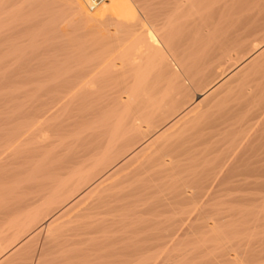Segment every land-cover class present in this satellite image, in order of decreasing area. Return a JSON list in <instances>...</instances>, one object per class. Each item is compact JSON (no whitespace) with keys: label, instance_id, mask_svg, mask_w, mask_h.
Instances as JSON below:
<instances>
[{"label":"bare ground","instance_id":"obj_1","mask_svg":"<svg viewBox=\"0 0 264 264\" xmlns=\"http://www.w3.org/2000/svg\"><path fill=\"white\" fill-rule=\"evenodd\" d=\"M26 2L28 3L26 4L25 8L27 7L28 10L33 12L31 18L29 16V19H30L29 21L32 20L33 22L37 23L38 26H40L41 28V29L37 28L39 30H42V28L44 29L45 28L44 26L47 25L48 21H50L49 16L47 17L48 14L50 15V13L52 12L51 13L52 16H50V18H54V16H56L55 14H53V12L56 11L55 10L56 6L62 3L64 4L65 7H67L66 11H68V13L72 16V19H73L72 21H74L76 24H79L80 26L82 25L83 26V27L81 26L82 29L85 28V34H88V32L86 31L90 29V32L92 31L93 33H96V34H93L97 36L95 40L97 39L100 41L104 40L105 42L109 41L110 43H114L115 46L112 47L107 52H103L97 56L94 55L95 56L94 58H92L91 55L93 53L91 52L95 50H92L90 48L92 50L90 52V57L92 59L87 58L86 61L85 59H83L84 62L83 60L80 61L81 59L80 60L78 59L79 60L78 62L79 63L81 62L82 64L81 63L79 64L78 62H77L78 64L76 63L77 59L73 55V52L72 54H70V56L72 55L71 57L68 56L69 53L67 54L68 57L66 58H64L63 56H60L63 58V61H62V58H61V61L60 59L57 60L59 61L60 65H58L57 62L53 60L55 62L53 66L57 64L58 67L64 66L63 64L65 62L64 61L65 59H67L66 61H68V58H71L72 60L71 59L69 60H71L72 62L69 61V66L67 62V65H65L67 67L65 66L63 68L60 67V69H62L61 71L56 66L55 72L56 73L59 72L58 73L59 76H57L58 74L57 75L54 74V76L57 78L53 80L54 83L53 81L51 82L52 85L48 83L50 85L49 86L47 85V83H45L47 87L49 86L47 90L49 89L48 93L50 94V96H51V92H53L56 95L51 96L53 97L51 99L49 98L50 97L49 94H48L49 97H47V95L45 94V96L51 100L48 101V103H45V105L43 106L44 107L43 110L41 109L42 111H40L39 107L36 106V108H38L39 109L38 111L40 112L37 113V111L35 110L36 108H35L34 110L36 111L37 116L36 114L30 115V116H34L36 118L35 119L33 117V119H35V120L32 119L33 121H36L38 120V118H40V119H43L41 123L42 122L44 123L45 120H47L48 118L50 119L51 117L56 115V113H59V111H60V115L64 114L63 112L65 110L64 109H63L64 111L61 110L63 106L65 107L66 105H68L70 109V107L73 106L74 104L75 105L74 110H73L74 112L69 113L70 110L68 112L65 111V114H66L65 120L64 121L61 120L62 122L55 124V125L54 124L49 125L51 127H49L45 123L46 126L44 125L45 127L44 126L43 127L47 129L46 127L48 126L49 130L47 129V131H49L50 135H52L51 138H53L54 136L56 138L60 137L59 140H55L56 138L54 137L53 141H49L50 139H49L48 134L47 136L41 135L42 133L44 134V132L40 134L41 135L39 136L40 138L37 136L38 141H36V143H39L40 145L39 150L41 151L43 149L44 153L43 154L42 152L40 153V155L42 156L37 154L39 157L38 159H36V161L37 160L38 161L34 164V166L32 167L30 166L29 168L30 171L29 170L25 171L27 173L26 175L27 177L25 176V179L23 178L24 180L21 179L22 181H20V179L18 180V182L16 181L17 184L12 188L10 187L11 189L5 195H3V199L2 201H0V236H3V238L9 236V238H7L8 240L6 241L7 243L5 242V244H8V241L9 240L10 241L7 247L4 245V243L0 244V250L2 249L1 245L2 247L4 245L6 249L9 246L17 245L20 242L19 240L21 239V236L23 237L24 235H26V233L28 234V232L32 231L33 227L36 226L37 220L39 222V219L43 218L42 217L43 213H45V216H44L45 218L43 219H46V221L48 220L47 225H48V229L50 230L52 229V227L54 228V225L56 224L58 225L57 222H59L63 217H64L63 219H66L65 217L70 215L69 218L72 216L74 218L75 217L77 218L78 222L77 220H72V218H70L72 221L77 222V224L74 227L72 226L73 228L68 226L67 223L63 224V225L66 224V226H68L67 228L68 232L71 231L68 236L69 239L67 238L68 232L66 231L65 232L67 234H65L64 232L63 233L60 232L62 230L58 232L59 234L60 233L65 234L62 236L60 235L63 238L59 237V235L58 236H56V234L54 235L58 237L59 239L61 238L60 240H57L58 242L59 241L64 242L65 241L64 238H66L68 239L66 240L68 242V243L66 242L67 245L68 244L71 245L74 243V241H75L74 244H77L76 241H78L79 239H77L76 237L82 238L81 240L84 239L82 241L84 243V241L87 240L86 239L87 237L89 239L91 238L90 240H92L93 237H90L91 235L96 236V234L98 235V233L102 235L101 232H103L104 230L103 228L106 225L111 226V224L112 225L116 224V227L118 228L120 226V222L124 224L126 220L130 221L129 218L134 217V214L136 215V213H138V212L135 213V211L138 210L140 212V210L142 209L141 207L139 210L137 209V207L141 205L142 206L148 205L149 203L148 201L149 200L151 201L152 198H153L152 202L154 203L156 200L154 199L155 198L154 196H156L157 193H159L160 191L166 188H167L166 190H169L170 188H172L173 189L172 191L173 192L175 191L174 198H176L179 202H182V204L183 202H185V204L190 206L191 209L193 210V212H191L193 216H195L194 215V211H195L197 214L196 216L198 217L199 215H203V213H205V211L202 212L200 210L201 204L199 207L198 203L199 202L208 203L209 201L211 202V201L216 200L215 197L217 195L215 193L218 192L219 190L231 189V188L236 187V190L242 191L243 190L242 187H244V191H245L246 190L245 187H246V188H249V191H250V188H251L250 186L253 187L254 184L258 190L264 187V181L262 180L257 181L259 178L264 179L263 176L260 177V174L264 173V128H263V125L262 127L259 128V129L263 128L262 131L258 130L260 132L257 133L256 135L257 139H256V136L254 138L255 141L257 140L258 142L256 141L257 143L251 146V149H245L244 147L243 148L236 147V148H231V150L228 151V148H229L228 147L226 149L227 150L226 153L223 154V150H222L223 148H222L221 149L222 151L220 150V152L218 151L216 153L217 156L212 154L213 152L215 154L216 148L214 150H212L213 148L211 149V144L213 142V139L214 137L216 138L215 136L216 134L214 133L212 135L211 132L213 133V131H215L214 130L215 128L216 130L218 129L216 126H219V125L222 126V124L226 125V123L227 122L229 123V121L232 120L235 116L239 118L238 116L239 114L244 117L243 120H246L247 118H248L247 120H249V117L250 116L252 117L251 110H250L252 109L251 107H253V109H257L255 107H259L260 111H262V107H264V95L260 93V90L262 88L264 89V86L260 90H258L259 93L258 91L255 92L253 91L255 90L253 88H254V85L256 84H254V82L251 81L253 77H255L256 81L258 80L257 77L254 76L255 75L254 73L257 71L256 67H258V69L260 67L257 65V63L261 64L259 62L264 60V0H107L106 2L101 4L96 9L92 10V12H90V10L86 8V5L83 3L82 0H33V1L27 0ZM12 15L13 13L11 14V16ZM63 16L64 14L60 16L61 18L59 17V20H62ZM12 17L15 18L17 16L14 15ZM27 21H28V18H27ZM0 24H1V21H0ZM25 26H28V25L26 24ZM50 26H52V24ZM111 26L112 27L116 26L117 29L110 33L108 32V34L106 35L105 32L108 31ZM34 27H37V26H34ZM52 27H55V26H52ZM62 27L64 26L62 25ZM25 28L26 27L22 29L24 31L30 30V28L29 29H25ZM39 30H36V31L38 32ZM45 31L47 32L48 30H45ZM60 31H57L59 32L58 34H61ZM20 32L22 33V31ZM53 32L55 31H52V34H54ZM57 32H55V34ZM52 34H49V35H52ZM4 36H6L7 38V35H4ZM93 38H92V41H93ZM182 39H183V44L181 43ZM4 40H7V39L4 38ZM36 40L37 39H35V42ZM55 40L53 41L55 42ZM60 40H61V37H60ZM48 41H46V43H48ZM71 41H73V39ZM0 42L2 43L3 41H0ZM56 42H59V40H57ZM83 42H85L84 39H83ZM94 42H97V41H94ZM109 42L105 44L106 45L108 44L109 46L110 45ZM55 44L56 43H54V45ZM84 44L86 43H83V45ZM105 44L103 43V45ZM106 45L104 47H106ZM111 45L113 46V44ZM32 47L33 49L35 48L34 46ZM96 47H97V44H96ZM87 48H89L88 45H87ZM32 51H35V50H32ZM32 51L30 52L33 53ZM75 51H74V54L77 53ZM13 53L15 52H12V54ZM81 53L84 56V52H81ZM17 54L19 53L17 52ZM46 54L48 55V52ZM65 54L63 53V55ZM22 55L24 56L23 52H22ZM54 57L56 56L54 55ZM245 57H247V59ZM54 59H57V58H54ZM15 61L16 60H14V62ZM38 62L40 61L38 60ZM37 63L36 65L40 66ZM42 63L43 62H41V64ZM45 63H47V61ZM254 65H257V66L254 67ZM262 65H264L263 61H262L261 66ZM252 66L254 67L252 68L253 71L255 70L256 71L253 72L254 74L253 77H251L252 74L251 76H248V77H251L250 81L251 83L253 82L254 85L252 86L249 83L251 86L247 84V87L250 86L249 88H251V91H253L255 95L257 93L259 94V95L257 94V99L255 98V96L250 97V93L251 94L253 93L250 91L249 88L247 89L246 87V91H243V89L240 87L239 90L240 92L241 91L243 92V96L241 95L240 92H239L240 94L237 93V95L239 96L241 95L242 97H239V99H236V100L233 99L234 102L230 101V103H232L231 106L224 107L222 105L223 108L222 106H220L221 108L218 110L217 115H213L214 111L211 114L212 116L206 115L205 113L206 111L204 107H208V106L207 105L204 106L205 103L211 101V103L209 102V104H214V102L216 103L217 101L221 100L220 98H223L222 96L227 95L228 93L233 94L232 90L234 89V87H232V85H234L235 83L233 81L235 80L236 75H237L236 77L237 81L239 80L238 81L239 84L244 82V79H246V82H247L249 79H247L248 77L246 78V76L250 74V72L248 73V70L250 71V68ZM223 69L225 71L228 70L227 72H229V73H225L222 75V76H225L227 74L225 77L221 78V80H219L217 84H214V86H211L208 89H206L205 87V91L200 90L201 92L200 91L199 93L197 92V94L193 98H190V95L192 93H190L189 95V92H191L192 90H190L191 88L189 89V87L199 86L198 88H202L200 87L202 86L200 84L203 81H206V79L211 77V75L216 74V72L218 71L221 73V70ZM260 69L262 70V68ZM259 70L257 72H259ZM44 72L45 71H43V73ZM124 73L129 74L130 75L129 78ZM240 73H241V76H242V73L244 75L242 78L239 77L241 78L242 82H240V79H238V75ZM263 73H264V67H263L261 74L264 75ZM123 74L125 77H127V78L124 77L125 80L126 79L128 80H127V84L124 83L125 87L124 85H122L124 88L121 89L120 88L121 80L119 79L118 83L116 81H118L119 77L123 78ZM257 74L259 76V73ZM39 76L41 75L39 74ZM104 76H105V79L107 78L106 80H108V82L110 81L109 82L110 85L107 86L109 87V90L110 91L115 90V91L112 94L109 93L108 92L109 90L106 89L107 87H104L105 86L104 85L102 86V88H105L108 94L105 95L106 92L105 93L101 92V94L103 93L105 95V96H101L99 92L100 96L98 95L95 97V94L98 91H100L99 86L102 85V84L100 85V83L103 82L102 79H104L103 78ZM12 78H15V77H11V79ZM47 78L48 77H46V80ZM100 78H102L101 79L102 81H99L100 83L98 86L97 81ZM211 80H208V81H211ZM261 81L262 80L260 78V83H261L260 85H262L264 79L262 82ZM121 82H123V80ZM208 83H210L211 85V82H208ZM103 84L105 83L103 82ZM242 84L244 85V83ZM97 86L99 88H97ZM237 86L238 84L236 85L234 89V91L236 90V92L238 90ZM257 86L258 85H256V87ZM45 88L46 87H44L43 90H45ZM102 91H104V89ZM86 94L87 95L89 94V96H87ZM220 94L221 96L219 97ZM221 102L222 100L220 101V105H221ZM215 105H217V103ZM216 111L217 110H215V112ZM263 111L260 113L261 114L264 113ZM34 113L35 112L32 111V114ZM246 114L249 116H247V118L245 119L244 115ZM30 116L26 118L31 119ZM238 118L235 117V120L233 119V121H237L236 119ZM244 122H247V121H244ZM230 123L232 122L230 121ZM237 123L240 124L242 122L237 121ZM34 124L36 125V123ZM197 125L199 126L198 131H191L189 132V134L186 133L187 134L185 135L186 137L182 138V135L185 133L184 132L185 128L189 130V126L190 128H192ZM39 126L41 128L42 124L40 125L39 123L38 127ZM235 126L236 125H234V127ZM226 127L224 128L225 132L227 131L226 129L231 127V125L228 126V128ZM234 127H231L230 129ZM44 128H41V129H44ZM244 128H245V125H244ZM249 129H251V126ZM234 130L232 131L233 133H234ZM217 131H221V130L218 129ZM217 135L221 136L218 133ZM236 135L239 138V135L238 134ZM244 135L243 134L240 135L242 137L241 139H243L246 136ZM247 136L249 137L250 134L249 135L247 134ZM247 136H246V140L248 138ZM31 137L32 138L30 139H33L32 135ZM27 139H28L27 135L25 136V139L22 138L23 142H26V143L28 142L26 141ZM16 140L18 139H15V141ZM214 140L216 143L219 141V140L216 141L217 139H214ZM246 140L243 142H246ZM255 141H253V143ZM242 143L239 141L240 145ZM235 144L233 143L232 145L231 143L232 146H234ZM37 147H34V148L37 150ZM20 150H16V152L17 151L19 152ZM25 152H28V151L25 150ZM219 153L221 155H219ZM211 154L212 156H215V157H209V155ZM21 156L23 155H20V157ZM114 158L115 159L117 158V160L119 159V161L116 164L114 162L115 165H113L112 164L113 162L111 161V160L114 161ZM199 162L201 163L202 165L201 168L203 169L199 171L201 173L197 174V178L196 177L192 178L194 176H192L193 174L191 175V172H192L191 169H193V172H194V168L197 166ZM238 164H239L238 166L239 168H240V165L246 166L247 168L246 167L245 169L241 168L242 170H240L236 168L237 167L236 165ZM189 169L191 170V172ZM196 169H195V172H196ZM184 172L185 174L188 172L186 175L188 176L190 174V176H188V178H184L183 177V175H185ZM254 175L256 176L257 179H255V181L252 179L254 181L253 183L251 180H248V179ZM250 182L253 184L251 185ZM110 183H111V187H109L110 185L108 186V184ZM192 183H197L198 185L197 189H199V194L197 196L189 194L190 192L189 188H191L190 185H192ZM14 184L15 183H13V185ZM106 186L110 188L108 191L111 190L110 192L111 194H109V192H106L108 194H105V195L99 194L98 197L93 198V195H96L95 193L99 192V190L101 189H104V187ZM255 186L253 188H255ZM112 187L113 189L116 188V191L117 190L118 191L115 193H112L113 191H115V190L112 191ZM119 187H120V190L117 189ZM238 188H241L242 190ZM165 192L168 193L167 191L164 190V193L160 192L159 196L161 194H165ZM197 193L198 192H196V194ZM157 200L159 201V199ZM173 200L171 199V201ZM226 201L228 200L226 199ZM165 204L166 203H164V207H165ZM187 205L185 206H186V209L188 210ZM51 206L55 207V208L53 207L54 209L52 211L49 210ZM181 206L180 204L178 205V207H180V209L178 208L180 212L182 211ZM191 209L189 208L188 211L185 210L186 212L183 210L184 211V213L182 212L183 215L186 214L187 212H188L187 214L190 215L191 214L190 211H192ZM210 210H208L206 213L209 212L210 214L211 213L213 214L215 212L216 213L219 212L216 209H215L216 211H213V212L212 210L211 211ZM165 211L163 210L164 218H165V215L167 214L165 213ZM234 212H236V210ZM259 212L261 213V211ZM46 213L48 214L53 213V215L52 216L50 215L51 217L47 215L48 217H50L48 218L46 216ZM172 213L176 214V211L175 212L172 211L168 215H171ZM260 213H258L257 215H260ZM179 214L177 213L175 217L177 218ZM210 214H208V219H207L208 221L202 219L205 221L203 226L201 225L203 221H201V223L199 224L200 227H203L202 230H204L205 233L204 231L202 232L200 228L199 230L201 232H198V233H201V234L204 233L202 234L204 235L203 237L208 236V233H210L211 234L210 239L213 238L215 240H218V237L220 238L225 233L228 234L227 233L228 230L225 228L226 232L224 230L221 231L220 233H222V235L219 236L218 233L221 228L218 227L219 228L218 230L217 225H216L218 224V221H217L218 217H216L217 219H215L216 215L214 216L213 214L214 216L213 218L211 217L212 214L211 215ZM155 215H158L157 212ZM155 215L152 217H155ZM185 216L186 215H184L183 218L179 217V220H177L178 221L177 223L169 222L166 224L168 225L173 224L172 225L173 230H175V228L179 226L177 232L180 231L181 234H184V232H187L185 231V228L189 229L188 227H191V226L193 227V225H195L194 227L196 228V230H194V227L192 230L197 231L198 228L196 226L198 225L196 224L198 223L192 224L193 222H195V220L193 221V216H192V220L189 219L191 217L187 219V217L185 218ZM167 218L169 219L170 216L166 217L165 219ZM171 218L170 220L175 221L173 218L172 219ZM143 219L144 218H141L140 221L138 222L141 224L142 223L141 220ZM184 220H188L186 221V223L189 222L190 226H184L186 224ZM189 220L192 222H190ZM229 221H230V218H229ZM145 222L147 225L145 226L146 228L144 229L143 232L147 233V235H145L146 233L144 235L147 236L150 240L144 236L145 239L147 240H145L144 238L140 239V241L143 239L145 241L141 242L142 244L139 241L140 244L138 245H141V246L140 247L138 246L137 248L134 247V250H137L139 248L138 250H143L145 253L146 251H149L152 248H161L162 249V250L160 249L161 251L165 250V252H168L169 250L168 247L170 246V245L168 246L169 233L167 236L165 232H167L168 230H171L172 228L166 231L167 225L165 226V224H163L164 223L163 217H161V219H158L156 217L155 219L151 221L150 219H148V220H145ZM174 224L175 225L178 224V225H176L175 227ZM62 226L60 227L62 228ZM113 226L115 227V225ZM69 227H70V230H69ZM121 227H122V224H121ZM110 228L106 226L105 230L108 231ZM112 229H110L111 233L116 230L114 229V231H112ZM135 229H137L136 226H135ZM190 229H189V232L191 234L192 230L190 231ZM216 229L218 231H216ZM141 230L143 229L139 228L138 232ZM230 230L231 229H229V231ZM40 231H41V228H38L36 229V231H34L35 234L34 233L33 234L37 235L40 233ZM215 231L217 235L212 236V234H216L214 233ZM50 232H49V236L47 237H49V239L52 240V238H55V237H52L53 236L51 235L52 232L51 233ZM55 233H57V231ZM33 234L31 233L30 235L34 236ZM53 234H54V231H53ZM148 234L150 235L148 236ZM103 235L105 234L103 233ZM194 235H196V233ZM50 236L52 238H50ZM99 236H97V238H99ZM70 237L71 239L74 238L73 239L74 241L70 242L71 241ZM200 238L202 240V237ZM153 241H156V242L158 241L159 243L156 244V243H153ZM170 241H171V237H170ZM58 242H55V243L59 245ZM137 242L135 243V245H137ZM0 243H1V240H0ZM47 243L48 241L43 243V245L46 246ZM191 243H194V242H191ZM25 244L26 242L22 244L23 246L21 247L22 248L25 247ZM35 244H31V245H35ZM49 244L50 245L52 244V246L55 247L53 242ZM87 244L91 245L88 242H86V245ZM20 245L18 244L16 248L18 246L20 247ZM48 245L47 247H50V245L49 246ZM58 245H56L57 248L55 247L53 249L52 247L53 251L56 250V252H58V249L61 248L60 246H63V247L66 246V244H64L65 246L63 244L60 246ZM26 246H29V244L28 245L26 244ZM5 247H4V250H5ZM171 247L173 246L171 245L170 248ZM45 248L43 250H45ZM102 248H103V245H102ZM194 248L196 249V246H194ZM78 249L79 247L77 248V250ZM4 250L0 251V255L2 254ZM64 250L67 251L65 248H63V250L61 248V250L57 253V255L59 254L60 256L61 255L63 256L62 254L63 252L61 253V251H64ZM70 250L73 251L72 253H74L75 251V249L74 250L70 249ZM45 251L39 254V257L36 259L37 262L35 261L36 264H40V261L43 259L42 254H44ZM96 251L97 250H95V252ZM191 251L192 250H190V252ZM110 252L112 253V251H109V253ZM27 253L28 252H26V254ZM69 253L70 252H68V255ZM97 253L99 254L100 252H97ZM114 253L115 252L113 251V255ZM122 254L123 253H121V256H125L124 254L123 255ZM129 254L131 255L130 252ZM64 255H67V253ZM113 255L111 256L112 257L111 259L114 260L112 263L111 262L109 263V261H107V258L108 259L110 258L109 256H107V258H104L102 256L103 258L102 257L101 258L105 259L107 261V264L108 263L109 264H153V263L155 264V262H153L155 260L151 257L152 256L151 254H149L150 256L149 255H145V257L143 256L144 257L143 259H139L137 257L138 260L132 259L134 255L132 257L128 255L132 260H137V261H131V259L130 260L128 258L125 259L124 257L120 259L118 254L117 255L115 254L116 257L115 255L114 256ZM51 256L52 255L48 257H51ZM93 256H94V259L97 258V257L95 258V255ZM32 257H34V254ZM125 257H127V255ZM166 258H168V256ZM51 259L54 261L52 257ZM74 259H77V258H72V260ZM52 260L47 261V263ZM160 261L162 262V260ZM10 262H8V264ZM42 264H45V262H42Z\"/></svg>","mask_w":264,"mask_h":264},{"label":"rangeland","instance_id":"obj_2","mask_svg":"<svg viewBox=\"0 0 264 264\" xmlns=\"http://www.w3.org/2000/svg\"><path fill=\"white\" fill-rule=\"evenodd\" d=\"M27 0H0V21H1V24H0V36L2 37H0V41H3L2 43L0 42V48L2 49V51H1V49H0V201H2V199H3V195H5L12 187H14L17 183H16V181L18 182V180L20 179V181H22V180H24L25 179V176L27 175V173L25 172V171H27V170H29L30 171V166L32 167V166H34V164L38 161H36V159H38V155L37 154H39L40 155V153L42 152V154L44 153L43 151V149L40 151L39 150V147H40V145H39V143H36V141H38L37 139H38V137L39 136H41V135H46L47 136V134L49 135V141H53L54 140V137L53 138H51L52 137V135H50V133H49V131H47V129H48V126L49 125H55V124H58V123H60V122H62V121H64L65 120V118H66V114H65V111L66 112H68L69 110L71 111H69V113H73L74 111V104H73V106H71L70 107V109H69V107H68V105H66L65 107L63 106V108H61V110H63L62 112L65 114H61L60 115V111H59V113H56V115H54L53 117H51L50 119L48 118H46L47 120H45V122L43 123H41V121H43V119H40V118H38V120H36V121H38V122H36V121H33V120H35L36 118L34 117V116H30V115H35L36 114V111H37V113L38 112H40V111H42L43 110V106L45 105V103H48V101H50L53 97H51V96H55L56 94H54L53 92H51V96H50V94L48 93L49 92V89L47 90V88H49V86L50 85H52V81L53 80H55L57 77H55L54 76V74L55 75H57L58 73H56L55 72V68H56V66H57V64L58 65H60L59 64V61H57L58 59H60V61H61V58L62 57H60V56H63L64 58H66V57H68V56H70V54H72V52H73V55L76 57V63L80 60V61H82L83 59H85V61H86V59L88 58V59H92V58H94L95 56H97V55H100L101 53H103V52H107L108 50H110L112 47H114L115 45H114V43H110L109 41H100V40H95L96 38H97V36L96 35H93V34H96V33H93L92 31L90 32V29H88V31H86V32H88V34H85V28H83L82 29V27L79 25V24H76L74 21H72L73 19H72V16L68 13V11H66L67 9V7H65L64 6V4H62V3H60V4H58V6H56V8H55V12H53V14H55L56 16H54V18H50V16H52L51 15V13H50V15L48 14L47 15V17L49 16V19H50V21H48L47 22V25L46 26H44L45 28H47V29H43L42 28V30H43V32H42V30H39V29H41L40 28V26H38V24L37 23H35V22H33L32 20L31 21H29L30 19H29V16H30V18H31V16H32V14H33V12L32 11H30V10H28L27 9V7L25 8V6H26V4L29 2H26ZM33 1V0H32ZM31 2V1H30ZM20 3V4H19ZM18 5V6H17ZM17 6V7H16ZM133 7V6H132ZM26 10V11H25ZM28 10V11H27ZM30 11V12H29ZM16 12V13H15ZM28 12V13H27ZM90 12H92V11H90ZM13 13V15L12 16H17V17H15V18H13L12 16H11V14ZM15 13V14H14ZM62 14H64V16L62 17L63 19L62 20H59V17L60 16H62ZM8 15V16H7ZM83 15V14H82ZM81 15V16H82ZM3 16H4V18H3ZM9 18V19H8ZM11 18V19H10ZM27 18H28V21H27ZM61 18V17H60ZM4 19V20H3ZM3 20V21H2ZM20 20V21H19ZM57 22H56V21ZM22 21V22H21ZM67 21V22H66ZM12 22H14V23H12ZM66 22V23H65ZM69 22V23H68ZM3 23V24H2ZM67 23H68V25H67ZM14 24H15V26H14ZM28 25V26H25V25ZM36 24V25H35ZM52 24V26H55V27H52V26H50ZM56 24H58V25H56ZM60 24V25H59ZM64 26V27H62V25ZM73 24H75V25H73ZM13 25V26H12ZM30 26V27H29ZM33 26V27H32ZM34 26H37V27H34ZM5 27V28H4ZM9 27V28H8ZM17 27V28H16ZM24 27H26L25 29H29L30 28V30H23L22 28H24ZM65 27H66V29H65ZM81 27V28H80ZM8 28V29H7ZM36 28V29H35ZM37 28H39V29H37ZM13 29V30H12ZM57 29V30H56ZM68 29V30H67ZM117 29V27L116 26H111L110 27V29L108 30V31H106L105 32V34L107 35L108 34V32L110 33V32H112V31H115ZM2 30V31H1ZM12 32H11V31ZM36 30H39L38 32L36 31ZM45 30H48L47 32L45 31ZM61 30V31H60ZM67 30V31H66ZM83 30V31H82ZM18 31H19V33H18ZM20 31H22V33L20 32ZM40 31H41V33H40ZM52 31H55V32H57V31H60V33L61 34H58L59 32H57L56 34H55V32H53L54 34H52ZM66 31V32H65ZM79 31H81V32H79ZM17 32V33H16ZM76 32V33H75ZM6 33V34H5ZM12 33V34H11ZM75 33V34H74ZM3 34V35H2ZM17 34H19V35H17ZM42 34V35H41ZM49 34H52V35H49ZM58 34V35H57ZM4 35H7V38H6V36H4ZM62 35V36H61ZM77 36V38H76V36ZM14 36V37H13ZM92 36V37H91ZM38 37V38H37ZM58 37V38H57ZM60 37H61V40H60ZM63 37V38H62ZM84 37V38H83ZM89 37V38H88ZM94 37V38H93ZM4 38L5 39H7V40H4ZM49 38V39H48ZM92 38H93V41H92ZM35 39H37L36 40V42H35ZM46 39V40H45ZM55 40V39H57V40H59V42H56L57 40H55V42L53 41V40ZM73 39V41H71ZM83 39H84V41L85 42H83ZM33 40V41H32ZM40 40H42V41H40ZM44 40V41H43ZM49 40V41H48ZM70 40V41H69ZM41 43H40V42ZM46 41H48V43H46ZM52 41H53V43H52ZM94 41H97V42H94ZM186 41V40H185ZM185 41H184V43H185ZM35 42V43H34ZM71 42V43H70ZM99 42H101V43H99ZM110 43V45L111 44H113V46L111 45H109L108 46V44L106 45L105 43ZM32 43V44H31ZM39 45H38V44ZM44 43V44H43ZM54 43H56L55 45H57V46H55L54 45ZM58 43V44H57ZM83 43H86V44H84L83 45ZM103 43L106 45V47H104L105 45H103ZM181 43L183 44V39L181 40ZM3 44V45H2ZM36 44V45H35ZM43 44V45H42ZM66 44H68V45H66ZM92 44V45H91ZM96 44H97V47H96ZM30 45H31V47L32 46H34L35 48L33 49V47H32V49H31V47H30ZM49 45V46H48ZM71 45H72V47H71ZM87 45L89 46V48H87ZM91 45V46H90ZM3 46V47H2ZM11 46H12V48L14 47V48H16V49H12L11 48ZM36 46H38V47H36ZM45 46H46V48H45ZM54 46V47H53ZM85 46V47H84ZM30 47V48H29ZM40 47H41V49H40ZM56 47H57V49H56ZM64 47V48H63ZM80 47V48H79ZM95 47V48H94ZM102 47V48H101ZM36 48H38V49H36ZM73 48H75V49H73ZM83 48V49H82ZM87 50H86V49ZM95 50V51H93V52H91L92 50ZM94 48V49H93ZM107 50H106V49ZM12 49V50H11ZM31 49V50H30ZM45 49H46V51L48 52V55L46 54L47 52L45 51ZM70 49V50H69ZM73 49V50H72ZM82 49V50H81ZM88 49H90V50H88ZM32 50H35V51H32ZM38 52H37V51ZM41 50V51H40ZM54 50V51H53ZM55 50H56V52H55ZM76 50V51H75ZM30 51H32L33 53H31ZM46 53H45V52ZM58 51V52H57ZM71 51V52H70ZM74 51L75 52H77V53H75L74 54ZM79 51V52H78ZM99 51V52H98ZM12 52H15V53H13L12 54ZM17 52L19 53V54H17ZM22 52L24 53V56L22 55ZM26 52V53H25ZM29 52V53H28ZM43 52V53H42ZM51 52V53H50ZM53 52V53H52ZM81 52H84V56L86 57H84L83 56V54L81 53ZM85 52H87V53H85ZM90 52L91 53H93L91 56H92V58L90 57ZM45 53V54H44ZM55 53V54H54ZM63 53L65 54V55H63ZM69 53V54H68ZM15 54V55H14ZM29 54V55H28ZM56 56V57H54V55ZM57 54V55H56ZM67 54H68V56H67ZM77 54V55H76ZM82 54V55H81ZM19 55H20V57H19ZM42 55V56H41ZM45 55V56H44ZM89 55V56H88ZM95 55V56H94ZM249 55H251V54H249ZM24 58H23V57ZM28 58H27V57ZM72 56V55H71ZM70 56V57H71ZM23 59H22V58ZM48 57V58H47ZM78 57V58H77ZM248 57V56H247ZM247 57H245L246 59H247ZM250 57V56H249ZM20 58V59H19ZM51 58H53V59H51ZM54 58H57V59H54ZM73 58V57H72ZM41 59H42V61H41ZM46 59V60H45ZM48 59H49V61H48ZM69 59H71V58H68V61H66L67 59H65L64 61V66L65 65H67V62H68V66H69V61L70 62H72L71 60H69ZM74 59V58H73ZM79 59V60H78ZM14 60H16L15 62H14ZM34 60V61H33ZM38 60L40 61V62H38ZM55 62H57V64H55L54 66H53V64L55 63ZM47 61V63H45ZM53 61V62H52ZM62 61H63V58H62ZM75 61V60H74ZM73 61V62H74ZM263 61V63H264V60H262ZM262 61H260L259 63H261L262 64ZM38 64V65H40V66H37L36 65V63ZM41 62H43L42 64H41ZM83 62H84V60H83ZM35 63V64H34ZM50 63V64H49ZM75 63V64H76ZM79 63V62H78ZM77 63V64H78ZM81 63V62H80ZM79 63V64H80ZM61 64H62V62H61ZM71 64V63H70ZM82 64V63H81ZM261 64H258L257 63V65L258 66H260L259 67V69L260 68H262V70H263V67H264V65H262L261 66ZM33 65V66H32ZM74 65V64H73ZM257 65H254V67L255 66H257ZM35 66H37V67H35ZM42 66H43V68H42ZM64 66H57V68L61 71L62 69H60V67H64ZM71 66V65H70ZM12 67H14V68H12ZM18 67H19V69H18ZM52 67V68H51ZM65 67H67V66H65ZM253 66L250 68V71L248 70V73L250 72V74L249 75H247L246 76V74H245V76H246V78L248 77V76H251V74H252V76L251 77H253V75L254 76H256L257 77V81L255 80V77H253L252 78V80L250 79L251 77H248L247 79H249L247 82H246V79H244V82H242V80H241V78L244 76L243 75V73H242V76H241V73L238 75V79H240V82H242V83H244V85L241 83V84H239L238 83V81H237V75H236V77H235V80L233 81V82H235L236 83V85L238 84V86H237V92H236V90L234 91V89H235V87H236V85H235V83H234V85H232V87H234V89L232 90L233 91V94H235V95H233L232 93L230 94V93H228L227 95H224V96H222L223 98H220L221 100H222V102H221V105H220V101L221 100H219V101H217L216 103H217V105H215L216 103L214 102V104H209V102L211 103V101H209V102H207V103H205V105L204 106H208V107H204L205 108V113H206V115H208V116H212L211 114L213 113V111H214V113H213V115H217V113H218V110L221 108L220 106H224V107H228V106H231V104L232 103H230V101L231 102H234V100L233 99H239V97H242L243 96V92L241 91L240 92V87L243 89V91H246V87H247V84L248 85H254V84H256V85H258L257 87H256V85H254V88L253 89H255V90H253V91H258V90H260L264 85V81H263V79H264V75H262L261 74V72H262V70L260 71L259 69H258V67H256L257 68V71L259 70V72H257L255 69V71H253V69L252 68H254ZM8 68V69H7ZM16 69H18V70H16ZM37 69V70H36ZM39 69V70H38ZM226 69V68H225ZM252 69V70H251ZM8 70H10V71H8ZM12 70H14V71H12ZM48 70V71H47ZM52 70H54V71H52ZM17 71V72H16ZM21 71V72H20ZM38 71V72H37ZM43 71H45L44 73H43ZM228 70H221V73L218 71V72H216V74H214V75H211V77H209L208 79H206V81H203L200 85H202V86H200V87H202V88H198L197 86H192V87H189V89L190 90H192L191 92H189V95H190V93H192L191 95H190V98H193L196 94H197V92L199 93V91L200 90H203V91H205V87H206V89H208V88H210L211 86H214V84H217L218 82H219V80H221V78H223V77H225V76H222L223 74H225V73H229V72H227ZM251 71H252V73H251ZM26 72V73H25ZM253 72H255L254 74H253ZM19 73H21V74H19ZM43 73V74H42ZM218 73H220V74H218ZM257 73H259V76H258V74ZM39 74L41 75V76H39ZM125 74V73H124ZM124 74H123V78L122 77H119L118 78V81H116L117 83L119 82V79L122 81L123 80V82H121L120 81V83H121V86L122 85H124V83L125 84H127V80L128 79H126L125 80V78H127V77H125L124 76ZM264 74V73H263ZM14 75V76H13ZM125 75H127L128 76V78H129V74H125ZM221 75V76H220ZM38 78H37V77ZM57 76H59V74L57 75ZM260 76H262V77H260ZM11 77H15V78H12L11 79ZM42 77V78H41ZM46 77H48L47 78V80H46ZM125 77V78H124ZM239 77H241V78H239ZM259 77V78H258ZM41 78V79H40ZM104 79H102V78H100L97 82H98V86H99V81H102L103 80V82L105 83V84H103V82L102 83H100V85L101 86H99L100 87V91H98L96 94H95V97L96 96H100V94H101V92H103V93H105L106 92V90H105V88H102V86H104V87H107V86H109L110 84H109V82H108V80H106L105 79V76L103 77ZM245 78V77H244ZM260 78H261V80L263 81V83H262V85H260L261 83H260ZM14 79V80H13ZM20 79V80H19ZM22 79V80H21ZM102 79V80H101ZM213 81H212V80ZM42 80H44V81H42ZM106 80V81H105ZM208 80H211V81H208ZM253 81L254 82V84H253V82L251 83V81ZM215 81V82H214ZM261 81V82H262ZM40 82V83H39ZM42 82V83H41ZM96 82V83H97ZM208 82H211V85H210V83H208ZM245 82H246V84H245ZM39 83V84H38ZM44 83V84H43ZM45 83H47V85H49L48 87H47V85L45 84ZM49 83V84H48ZM53 83H54V81H53ZM123 83V84H122ZM209 85H208V84ZM213 83V84H212ZM250 83V84H249ZM258 83V84H257ZM111 84H112V82H111ZM203 84H205V85H203ZM233 84V83H232ZM39 85V86H38ZM41 85H42V87H41ZM208 85V86H207ZM250 85V86H251ZM97 86V88H99ZM120 86V88L121 89H123L124 87H125V85H124V87L122 86L121 87ZM243 86V87H242ZM250 86H248L247 87V89L250 87ZM40 87V88H39ZM44 87H46L45 88V90H43L44 89ZM245 87V88H244ZM111 88V87H110ZM104 89V91H102ZM106 89H108L109 90V87H107ZM196 89V90H195ZM241 89V90H242ZM245 89V90H244ZM250 89V91H251V88H249ZM263 89V88H262ZM260 90V93L262 94V95H264V89L263 90ZM41 90H42V92H41ZM98 90V89H97ZM189 90V91H190ZM37 91H39V92H37ZM115 90H109L108 92L109 93H113ZM202 91V92H203ZM249 91V90H248ZM249 91V92H250ZM253 91H251L253 94H254V92ZM45 92V93H44ZM99 92H100V94H99ZM201 92V91H200ZM241 93V95L239 96V95H237V93L238 94H240ZM263 92V93H262ZM41 93H42V95H41ZM101 94V96H105L106 94H108L107 92L105 93V95L104 94ZM245 93V92H244ZM258 93H259V91H258ZM257 93V94H258ZM45 94L47 95V97H49V98H51V99H49V98H47L46 96H45ZM48 94H49V96H48ZM230 94V95H229ZM253 94H251L250 93V97H254L255 96V98L257 99V94L255 95H253ZM87 95V94H86ZM85 95V96H86ZM259 95V94H258ZM261 95V96H262ZM39 96H41V97H39ZM87 96H89V94L87 95ZM221 96V94L219 95V97ZM231 98H230V97ZM39 97V98H38ZM44 97V98H43ZM238 97V98H237ZM38 98V99H37ZM259 98H260V96H259ZM43 99H44V101H43ZM230 99H232V100H230ZM42 100V101H41ZM47 100V101H46ZM228 100V101H227ZM39 102V103H38ZM42 102V103H41ZM212 102V103H213ZM226 103V104H225ZM40 104V105H39ZM42 105V106H41ZM210 105V106H209ZM214 105V106H213ZM36 106H38L39 107V109H40V111H38L39 109L38 108H36ZM223 106H222V108H223ZM41 107V108H40ZM211 107V108H210ZM216 107H217V109H216ZM36 108V109H35ZM203 108V109H204ZM252 109H253V107H251ZM255 108H257V109H250L251 110V115H252V117L250 116L249 117V120H247L248 118H247V116H249V115H244L245 116V119L246 120H243V116H241L240 114L238 115L239 116V118L237 117V116H235L236 118H238V119H236L238 122H242V123H244V124H242V123H237V121H233V119L235 120V117L232 119V120H230L232 123H230V121H229V123L227 122L226 123V125H227V127H226V125L225 124H222V126H216L219 130H221V131H217L216 130V128L214 129L218 134H220L221 136H219V135H217V133L215 132V131H213V133L211 132V134L213 135L214 133L216 134L215 136H216V138L214 137V139H217L216 141H218L217 143L215 142V140L213 139V142H212V144H211V149L212 150H214L215 148V154H214V152L212 153L213 155H215V156H217L216 155V153L219 151L220 152V150L222 149L223 150V154H225L226 153V149L228 148V151L229 150H231V148H236V147H241V148H245V149H251V146H253V145H255L257 142L255 141V136L257 135V133H259L260 131H258V130H261L262 131V129L264 128V113H260V112H262L263 111V109H264V107H262V111H260V108L259 107H255ZM259 108V109H258ZM36 111H35V110ZM42 109V110H41ZM67 109V110H66ZM212 111H211V110ZM215 110H217L216 112H215ZM257 110H259V111H257ZM32 111L33 112H35L34 114H32ZM253 112H254V114H253ZM264 112V111H263ZM29 113V114H28ZM68 113V114H69ZM64 115V116H63ZM243 115V114H242ZM31 117V119L30 118H26V117ZM36 116H37V114H36ZM260 116H262V117H260ZM33 117L35 118V119H33ZM254 117V118H253ZM62 118V119H61ZM250 118H251V120H250ZM33 119V120H32ZM53 119V120H52ZM59 119H60V121H59ZM243 121H242V120ZM259 119V120H258ZM40 120V121H39ZM62 120V121H61ZM256 120V121H255ZM244 121H247V122H244ZM36 123V125L34 124V123ZM250 122V123H249ZM252 122V123H251ZM39 123H40V125L42 124V126H41V128H44L45 126H46V124L48 125L46 128L47 129H41L40 128V126L38 127V125H39ZM46 123V124H45ZM52 123V124H51ZM235 123V124H234ZM248 123H249V125H248ZM229 124V125H228ZM45 125V126H44ZM231 125V127H234V125H236L234 128H232V129H230V128H228V126H230ZM243 125V126H242ZM244 125H245V128H244ZM262 125H263V128H261V129H259L260 127H262ZM44 126V127H43ZM226 128H228V129H226L227 131L225 132V127ZM239 128H238V127ZM246 126H248L249 128H250V126H251V129H249L248 127H246ZM49 127H51V126H49ZM186 127H188V126H186ZM224 127V128H223ZM237 130H236V129ZM255 128V129H254ZM236 130V132H235V130ZM28 130V131H27ZM49 130V129H48ZM184 130V129H183ZM199 130V126L197 125V126H194V127H192V128H190V126H189V130L187 129V128H185V130H184V134L182 135V138H184V137H186L185 135H187L186 133H188L189 134V132H191V131H198ZM234 130V133L232 132ZM229 131H230V133H229ZM25 134H24V133ZM39 132V133H38ZM42 132H44V134L42 133ZM224 132V133H223ZM34 135H33V134ZM42 133V134H41ZM238 134L239 135V138H238V136L236 135V134ZM22 134V135H21ZM39 134V135H38ZM41 134V135H40ZM224 136H223V135ZM246 135L247 136V134L249 135L250 134V138L248 137L247 138V140H246V136L243 138V139H245L246 140V142H243V141H245V140H243V139H241L242 137L240 136V135ZM21 135V136H20ZM27 135V140L26 141H28L27 143L26 142H23V140H22V138H24L25 139V136ZM31 135L33 136V139H30V138H32L31 137ZM36 135V136H35ZM38 136V137H37ZM180 136V135H179ZM178 136V137H179ZM237 136V137H236ZM19 137H20V139H19ZM36 137V138H35ZM221 137V138H220ZM40 138V137H39ZM56 138V137H55ZM60 138V137H59ZM59 138L57 137L55 140H59ZM15 139H18V140H16L15 141ZM225 141H223V140ZM256 139H257V136H256ZM221 140H222V142H221ZM263 140V139H262ZM15 141V142H14ZM18 141H19V143H18ZM239 141L242 143L241 145L239 144ZM253 141H255L254 143H253ZM20 142H21V144H23V145H21L20 144ZM240 145H238L237 143ZM218 145V147H217V145ZM219 143V144H218ZM231 143H232V145H233V143L235 144L234 146H232L231 145ZM216 146H215V145ZM250 144V145H249ZM25 145V146H24ZM221 145V146H220ZM237 145V146H236ZM245 145H247V146H245ZM14 146H15V148H14ZM21 146V147H20ZM23 146V147H22ZM38 146V147H37ZM34 147H37V150L34 148ZM8 148V149H7ZM28 148V149H27ZM9 149H11V150H9ZM15 149V150H14ZM20 149H22V150H20ZM16 150H20L19 152L17 151L16 152ZM25 150H27L28 152H25ZM211 150V151H212ZM221 150V151H222ZM14 151V152H13ZM40 151V152H39ZM22 152V153H21ZM24 152H25V154H24ZM19 155H18V154ZM8 154H9V156H8ZM212 154L211 155H209V157H215V156H212ZM20 155H23V156H21L20 157ZM219 155H221L220 153H219ZM218 155V156H219ZM27 156V157H26ZM40 156H42V155H40ZM35 157V158H34ZM22 158V159H21ZM41 158V157H40ZM8 159V160H7ZM4 160V161H3ZM113 163V165H115L118 161H119V159L117 160V158L115 159L114 158V161L113 160H111ZM20 164H19V163ZM114 162H115V164H114ZM2 163H3V165H2ZM6 163V164H5ZM30 165H29V164ZM33 163V164H32ZM109 164V163H108ZM110 164H111V162H110ZM2 165V166H1ZM113 165H111V166H113ZM201 165V163L199 162L198 164H197V166L194 168V172H193V169H191L192 170V172H191V170H190V172H191V175L192 176H194V177H192V178H197V174L198 173H201V172H199V171H201L203 168H201L202 167V165ZM27 166H29V167H27ZM110 166V167H111ZM237 167L236 168H238V169H240V170H242V169H245V167L246 166H241L240 165V168L238 167L239 166V164L238 165H236ZM10 167V168H9ZM109 167V168H110ZM27 168V169H26ZM197 168V169H196ZM242 168V169H241ZM247 168V167H246ZM195 169H196V172H195ZM32 170V169H31ZM5 171V172H4ZM186 172V171H185ZM185 172H184V174H185ZM189 172V171H188ZM187 172V173H188ZM26 173V174H25ZM30 173V172H29ZM186 173V174H187ZM183 175V177L184 178H188V176H190V174L187 176V175ZM263 174V175H262ZM255 176V175H254ZM254 176H252V177H250L248 180H251L253 183H254V181H255V179H257L256 178V176L254 177ZM261 176H263L264 177V173H261L260 174V177ZM27 177V176H26ZM259 177V176H258ZM24 178V179H23ZM190 178V177H189ZM191 178V179H192ZM22 179V180H21ZM254 181H253V180ZM264 181V179L263 178H259L257 181ZM13 183H15L14 185H13ZM251 183V182H250ZM253 183H251V185L253 184ZM11 185H13V186H11ZM110 185V186H109ZM113 185V184H112ZM194 185V186H193ZM195 185H196V187H195ZM108 186L109 187H111V183L110 184H108ZM254 186H255V184H254ZM253 186V187H254ZM11 187V188H10ZM190 187L191 188H189V194H192V195H198L199 194V189H197L198 188V185H197V183H192V185H190ZM194 187H195V189H194ZM249 187V186H248ZM251 188H250V191H249V188H246L245 187V189L247 190H245L244 191V187H242V189L241 188H238V189H240V190H242V191H239V190H236V187L235 188H231V189H224V190H219L218 192H216L215 194L217 195H215L216 197V200H214V201H209L208 203L207 202H203V203H198L197 205L200 207V204H201V208L203 209H201L200 208V210L203 212V211H205V213L208 211V210H212V212L213 211H219V212H215V213H213L214 214V216H215V219H217L216 217H218V219H217V221H218V224H216L217 225V228L219 227V228H221L220 230H219V228H218V230H219V233H218V235L219 236H221L222 235V233H220L221 231H225L226 229L229 231V229H231L229 232L227 231V233L228 234H226L225 232V234H223L220 238L218 237V240H215V239H210L211 238V234L210 233H208V236H205V237H203L204 235H202V234H204L205 233V231L204 230H202L203 229V227H200L199 226V224L201 223V221H203V223H201V225L203 226V224L205 223V221L204 220H206V221H208L207 219H208V214H210L209 212L208 213H203V215H199L198 217L196 216L197 214H196V212L194 211V215L195 216H193V214L191 213V212H193V210L191 209V207L190 206H188L187 204H185V202H183V204H182V202H179L176 198H174V193H175V191L173 192L172 190V188H168L169 190H166V189H164L165 191H167L168 193H166L165 192V194H161L160 196H159V193L161 192V193H164V190H162V191H160L159 193H157L156 194V196H154L155 198L154 199H159V201L157 202L156 200H155V204L152 202V200H153V198L151 199V201L149 200L148 202V205H141V206H139V207H137V209H139L140 210V208L142 207V209L140 210V212L138 211V210H136L135 211V213L136 212H138V213H136V215L134 214V217H131V218H129L130 219V221L129 220H126L125 222H124V224L122 223V222H120V226L117 228L116 227V224H113V225H115V227L111 224V226L110 225H106L108 228H110V227H112V228H110V229H112V231H114V229H116L114 232H112L111 233V230L109 229H107L108 231H109V233H108V231H106L105 230V228H106V226H104V230H103V232H101L102 233V235L101 234H99L98 233V235L96 234V236L95 235H91L90 237H93V238H95V239H93L92 238V240H90L88 237L86 238L87 240L86 241H84V243L82 242L83 240H81L82 238H78V237H76L77 239H79L78 241H76L77 242V244H74L75 243V241L73 240V239H71V237H70V239H71V241L70 242H72V241H74V243L73 244H68L67 245V241L66 240H68L69 239V234H70V232H68V226H70V227H74L76 224H77V222H78V220H77V218L75 217H73L72 215V217H70V218H72V220H77V222H75V221H72L70 218H69V216L70 215H68V216H66L65 218L66 219H61L59 222H57L58 223V225L56 226V225H54V228L52 227V229L50 230V229H48V223H47V221H46V219H43V218H45L44 216H45V213H43L42 215V217L43 218H40L39 219V222H40V224H39V222H38V220H37V223H36V226H34L33 227V229H32V231H30L32 234L34 233V231H36V229H38V228H41V231H40V233L39 234H37V235H34V236H32V235H30L31 233L30 232H28V234L26 233V235H24L23 237L21 236V239L19 240L20 242L18 243L19 245H20V247L18 246L17 248H16V246L18 245H15V246H9L7 249H6V247L8 246V244H9V241H8V244H5V242L8 240L7 238H9V236L8 237H4L3 238V236H0V240H1V243L0 244H2V243H4V245L6 246H4L3 245V247H2V245H1V250H4V247H5V250L2 252V254L0 255V260L2 261H0V264H8V262H10V260H11V264H36L35 263V261H36V259L39 257V254L40 253H43V251H45L44 252V254H42L43 256H42V260L40 261V264H42V262H45V264H50L51 262V264H101V263H103V264H107V261H109V263L111 262H113L114 260H112L111 258V256L113 255V251L115 252L114 253V255L116 254H118V256L120 257V259L122 258V257H124L125 259H131L130 257H132L133 255V257H132V259H137L138 260V258L139 259H143L144 257H145V255H149V254H151L152 256V258L155 260V261H153V262H155V264H264V215H262V214H264V187L263 188H261V189H257L256 188V186H255V188L257 189V191H256V189L255 188H253L252 186H250ZM252 188H253V190H252ZM105 189V190H104ZM104 189H101V190H99V192H97V193H95L96 195H93V198L94 197H98L99 196V194L100 195H105V194H108V193H106V192H109V194H111L110 192H111V190L110 191H108L110 188H108L107 186L106 187H104ZM117 189H119L120 190V187L119 188H117ZM122 189V188H121ZM232 189H234V190H232ZM255 189V190H254ZM104 190V191H103ZM113 190H115V191H113ZM260 190H261V192H260ZM5 191V192H4ZM101 191V192H100ZM112 193H115V192H117L116 191V188H114L113 189V187H112ZM236 191V192H235ZM196 192H198L197 194H196ZM245 192V193H244ZM249 192V193H248ZM241 193V194H240ZM249 195H248V194ZM256 193V194H255ZM188 194V195H189ZM248 195V196H246V195ZM163 195H164V197H163ZM237 195V196H236ZM241 195V196H240ZM171 196H173V197H171ZM236 196V197H235ZM252 198H251V197ZM157 197H159V198H157ZM222 197H224V198H222ZM245 197V198H244ZM246 197H247V199H246ZM162 198V199H161ZM173 200V201H171V199ZM236 198V199H235ZM248 198H249V200H248ZM226 199L228 200V201H226ZM169 202H168V201ZM175 200H176V202H175ZM164 201H166V202H164ZM150 202H152V203H150ZM166 203L165 204V207H164V203ZM224 202H226V203H224ZM168 203V204H167ZM172 203H174V204H176V205H174V204H172ZM206 203V204H205ZM154 204V205H153ZM180 204V206H181V209H182V211L180 212V207H178V205ZM210 204V205H209ZM220 204V205H219ZM245 204V205H244ZM153 205V206H152ZM184 205V206H183ZM185 205H187L188 207V210H189V208L192 210V211H190V213L192 214H184V215H186L185 216V218L187 217V219L189 218V217H191V218H189L190 220H192V216H193V221L195 220V222H193L192 224H194V223H198V224H196V225H198V226H196L197 228H198V230L197 231H193L192 229H193V227L195 226V225H193V227L191 226V227H188L189 229H190V231H191V234H192V232H193V234L191 235L190 234V232H189V229H186L185 227H183V228H185V231H187V232H184V234H181L180 233V231H178L177 232V230H178V227H176V225H178V224H174L175 225V230H173V228H172V225L173 224H166V223H177L178 221L177 220H179V217H182L183 218V213H184V211L185 210H187L186 209V206ZM207 205H209V206H207ZM170 206V207H169ZM176 206V207H175ZM54 206H51L50 207V211H52L54 208H53ZM99 207H100V205H99ZM164 207V208H163ZM169 207V208H168ZM183 207V208H182ZM210 208V209H208V208ZM231 207V208H230ZM155 208V209H154ZM161 208V209H160ZM163 208V209H162ZM175 208V209H174ZM179 208V209H178ZM103 209V208H102ZM134 209V208H133ZM135 209H136V207H135ZM167 209V210H166ZM171 209H172V211L173 212H175L176 211V214L178 213L179 214V212H180V214L178 215V219L175 217L176 216V214H174V213H172L171 215H168L169 213H171L172 211H171ZM206 209H208V210H206ZM216 209V210H215ZM222 209V210H221ZM225 209V210H224ZM48 210V211H49ZM163 210L165 211V213H167L166 215H168V216H166L165 215V218L166 217H169L170 216V218H171V216H172V218L175 220V221H172V220H170V218L168 219H165L164 218V212H163ZM175 210V211H174ZM184 210V211H183ZM187 210V211H188ZM210 210V211H211ZM221 210V211H220ZM229 210V211H228ZM236 210V212H234ZM47 211V212H48ZM144 211V212H143ZM159 211H160V213H159ZM168 211H170V212H168ZM225 211V212H224ZM239 211V212H238ZM250 211H251V213H250ZM259 211H261V213L259 212ZM156 212H157V214L158 215H155L156 214ZM163 212V213H162ZM183 212V213H182ZM186 212V211H185ZM201 212V213H202ZM224 212V213H223ZM233 212V213H232ZM254 212V213H253ZM263 212V213H262ZM50 213V212H49ZM258 213H260V215H257ZM138 214V215H137ZM141 214V215H140ZM159 214H163L162 216L161 215H159ZM212 214V213H211ZM210 214V215H211ZM213 214H212V216L211 217H213L214 218V216H213ZM244 214V215H243ZM257 216H256V215ZM52 216L53 215V213H51V214H48V213H46V216ZM155 215V217H152V216H154ZM188 215V216H187ZM210 215H209V217H210ZM47 216V217H48ZM50 216V217H51ZM201 216V217H200ZM204 216V217H203ZM207 216V217H206ZM220 216H222V217H220ZM233 216V217H232ZM235 216V217H234ZM50 217H48V218H50ZM107 217H109V216H107ZM158 218V219H161V217H163V219H164V223L163 224H165V226H166V231L168 230V229H170V228H172L171 230H168L167 232H165L166 233V235L168 236V233H169V239H168V246L170 245H172L173 247H171L170 248V246L168 247V252H165V250H163V251H161L162 249L161 248H152V249H150L149 251H146L147 252V254H146V252L144 253V251L143 250H134V247H140L141 245H138V244H140L141 242H143V241H145V240H147V239H149L147 236H145V235H147V233L145 234L143 231H144V229L146 228L145 226L147 225L146 224V222H145V220H148V219H150V221L151 220H153V219H155V218ZM196 217V218H195ZM220 217V218H219ZM139 218V219H138ZM141 218H144L143 220H141L142 221V225L138 222V221H140V219ZM171 218V219H172ZM176 218V219H175ZM195 218V219H194ZM200 218V219H199ZM223 218V219H222ZM229 218H230V221H229ZM43 221H42V220ZM116 219V218H115ZM181 219V218H180ZM198 219V220H197ZM202 219H204V220H202ZM45 220V221H44ZM170 220V221H169ZM189 220V221H190ZM221 220V221H220ZM81 221V220H80ZM79 221V222H80ZM133 221V222H132ZM186 221H188V220H184V222L186 223ZM130 222V223H129ZM190 222H192V221H190ZM64 223H67V225L68 226H66V224L65 225H63ZM132 223V224H131ZM217 223V222H216ZM39 224V225H38ZM117 224H119V223H117ZM121 224H122V227H121ZM184 224V223H183ZM189 224V225H188ZM191 224V225H192ZM220 224V225H219ZM38 225V226H37ZM63 225V226H62ZM139 225V226H138ZM171 225V226H170ZM219 225V226H218ZM60 226H62V228L60 227ZM66 228H65V227ZM135 226H136V228L137 229H135ZM184 226H190V223L188 222V223H186ZM228 226V227H227ZM36 227V228H35ZM44 227V228H43ZM58 227V228H57ZM70 227H69V230H70ZM72 227V228H73ZM121 227V228H120ZM48 229V231H47V229ZM51 228V227H50ZM139 228L140 229H143V230H141V231H139L140 233H142V234H140L139 232H138V230H139ZM199 228L202 230V232L204 231V233H198V232H201L200 230H199ZM223 228V229H222ZM226 228V229H225ZM119 229V230H118ZM57 231V233H55L56 231ZM60 230H62V231H60ZM127 230V231H126ZM130 232H129V231ZM136 230H137V232H136ZM194 230H196V228L194 227ZM206 230V229H205ZM217 229H216V231H218ZM52 233H51V232ZM53 231H54V234H53ZM64 232L65 234H67L66 232H68V235H67V238L68 239H66V238H64V242H58L57 240H60L61 238H63V237H61L62 235H65V234H59L58 232ZM66 231V232H65ZM106 231V232H105ZM216 231L214 232V233H216ZM49 232L51 233V235H53L52 237H55V238H52L51 236H50V238H52V240L51 239H49V237H47V236H49ZM135 232H136V234H135ZM178 234H177V233ZM189 232V233H188ZM196 233V235H194L195 233ZM103 233L105 234V235H103ZM127 233V234H126ZM129 233V234H128ZM138 233V234H137ZM175 233V234H174ZM47 234V235H46ZM56 234V236H58L59 235V237H61L60 239L58 238V237H56V236H54ZM133 234V235H132ZM145 234V235H144ZM198 234V235H197ZM201 234V235H200ZM61 235V236H60ZM101 237H100V236ZM110 235H111V237H110ZM139 235V236H138ZM150 234H148V236H149ZM174 235V236H173ZM176 235V236H175ZM189 235V236H188ZM216 236L217 235V233L216 234H212V236ZM6 236V235H5ZM38 236V237H37ZM45 236V237H44ZM97 236H99V238L101 239H99V238H97ZM103 236V237H102ZM115 236V237H114ZM117 236V237H116ZM132 236H133V238H132ZM147 237V239H145V237ZM178 236V237H177ZM2 237V238H1ZM31 237H33V238H31ZM109 237V238H108ZM118 237H119V239H118ZM135 237V238H134ZM137 237V238H136ZM140 237V238H139ZM170 237H171V241H170ZM190 237V238H189ZM200 237H202V240H201V238ZM208 237H209V239H208ZM6 238V239H5ZM44 238H46V239H44ZM57 238V239H56ZM75 238V239H76ZM97 238V239H96ZM124 238V239H123ZM126 238V239H125ZM142 238H144L143 240H141L140 241V239H142ZM186 238V239H185ZM204 238V239H203ZM34 240V242H33V240ZM76 239V240H77ZM105 239V240H104ZM112 241H111V240ZM188 239V240H187ZM190 239H191V241H190ZM195 239H196V241H195ZM23 240V241H22ZM27 240V241H26ZM31 240V241H30ZM56 240V241H55ZM119 240H121V241H119ZM135 240V241H134ZM150 240V239H149ZM48 241V243H47V245L49 244V243H51V242H53L54 243V245H55V247H56V245H58L57 243H55V242H58L59 243V245L58 246H60V245H64V244H66V246L65 247H63V246H60L61 248H62V250H63V248H65L67 251H61V253L63 254V256L61 255H57V253L61 250V248L60 247H58V248H60V249H58V252H56V250H54L53 251V249L55 248V247H53L52 246V244L50 245V247H47V245L45 246V245H43V243H45V242H47ZM55 241V242H54ZM134 241V242H133ZM138 241V242H137ZM139 241H140V243H139ZM175 241V242H174ZM188 241V242H187ZM26 242V244L28 245L29 244V246H26V244H25V247H21V246H23L22 244H24V243ZM67 242V243H66ZM86 242H88L89 244H91V245H86ZM91 242V243H90ZM104 242V243H103ZM115 243V244H113V243ZM137 242V245H135V243ZM185 242V243H184ZM191 242H196L195 244L194 243H191ZM197 242H199V243H197ZM203 242V243H202ZM7 243V242H6ZM36 243V244H35ZM62 243V244H61ZM94 243V244H93ZM145 243V242H144ZM151 243H152V241H151ZM153 243H159L158 241L156 242V241H153ZM179 243V244H178ZM188 243V244H187ZM189 243H190V245H191V247H190V245H189ZM31 244H35V245H31ZM83 244H84V246H83ZM108 244H109V246H108ZM111 244V245H110ZM132 244V245H131ZM142 244V243H141ZM146 244H147V242H146ZM148 244H149V242H148ZM185 244H187V245H185ZM197 244H198V246H197ZM201 244V245H200ZM48 245V246H49ZM75 245H77V246H75ZM94 245H95V247H94ZM98 245V246H97ZM100 245V246H99ZM102 245H103V248H102ZM135 245V246H134ZM177 245V246H176ZM200 245V246H199ZM69 246V247H68ZM72 246V247H71ZM88 246H90V247H88ZM113 246V247H112ZM182 246V247H181ZM189 246V247H188ZM194 246H196V249H198V250H196L195 248H194ZM16 248V249H14V248ZM29 247H30V249H29ZM33 247V248H32ZM45 247H47V248H45ZM52 247H53V249H52ZM79 247V249L77 250V248ZM82 249H81V248ZM95 249H94V248ZM126 247V248H125ZM186 247H188V248H186ZM22 248V249H21ZM36 248V249H35ZM45 248V250H43ZM57 248V247H56ZM75 249V251H74V253H72L73 251H71L70 249H72V250H74ZM116 248V249H115ZM129 248V249H128ZM174 248H175V250H174ZM183 248V249H182ZM34 251H33V250ZM47 249H48V251H47ZM52 249V250H51ZM103 249V250H102ZM108 249H109V251H112V253L110 252L109 253V251H108ZM161 249V250H160ZM182 249V250H181ZM0 250V251H1ZM30 250H32V251H30ZM43 250V251H42ZM95 250H97L96 252H95ZM106 250H107V252H106ZM190 250H192L191 252H190ZM194 250H196V251H194ZM24 251H26V252H28L27 254H26V252H24ZM38 251H39V253H38ZM42 251V252H41ZM141 251V252H140ZM194 251V252H193ZM7 252V253H6ZM50 253V254H48V253ZM55 252V253H54ZM68 252H70L69 253V255H68ZM97 252H100L99 254L97 253ZM118 252V253H117ZM129 252L131 253V255L129 254ZM133 252H134V254H133ZM138 252H140V253H138ZM155 252V253H154ZM186 252V253H185ZM188 252V253H187ZM12 253V254H11ZM53 253V254H52ZM67 253V255L69 256H67V255H64V254H66ZM77 253V254H76ZM94 253V254H93ZM121 253H123L125 256L127 255V257H125V256H121ZM250 253V254H249ZM14 254H15V256H14ZM33 254H34V257H32L33 256ZM54 254H56V255H54ZM72 254V255H71ZM82 256H81V255ZM103 254V255H102ZM122 254V255H123ZM8 255V256H7ZM21 255V256H20ZM36 255H37V257H36ZM50 255H52L51 257L54 259V261L51 259V257H48V256H50ZM71 255V256H70ZM92 255V256H91ZM93 255H95V258L96 259H94V256ZM105 255V256H104ZM113 255V256H114ZM116 255H115V257H116ZM128 255H130V257L128 256ZM54 256V257H53ZM57 256H58V258H57ZM75 256V257H74ZM90 256V257H89ZM104 258H107V256H109L110 258L108 259L107 258V261L105 260V259H102L103 257ZM136 256V257H135ZM144 256V257H143ZM150 256V255H149ZM163 256V257H162ZM165 256V257H164ZM168 256V258H166ZM18 257V258H17ZM93 257V258H92ZM102 257V258H101ZM114 257V258H115ZM138 257V258H137ZM50 258V259H49ZM72 258H77V259H74V260H72ZM100 258H101V260H100ZM167 259V261H166V259ZM170 258V259H169ZM10 259V260H9ZM59 259V260H58ZM65 261H64V260ZM85 259V260H84ZM98 259V260H97ZM131 259V261H137V260H132ZM49 260H52V261H50V262H48L47 263V261H49ZM77 260V261H76ZM95 260H97V261H95ZM160 260H162V262L160 261ZM15 261V262H14ZM37 262V261H36ZM55 262V263H54ZM161 262V263H160ZM164 262V263H163ZM9 263V264H10ZM108 263V264H109ZM154 264V263H153Z\"/></svg>","mask_w":264,"mask_h":264},{"label":"built area","instance_id":"obj_3","mask_svg":"<svg viewBox=\"0 0 264 264\" xmlns=\"http://www.w3.org/2000/svg\"><path fill=\"white\" fill-rule=\"evenodd\" d=\"M83 3L86 5V8L90 11L96 9L101 4L106 2L107 0H82Z\"/></svg>","mask_w":264,"mask_h":264}]
</instances>
